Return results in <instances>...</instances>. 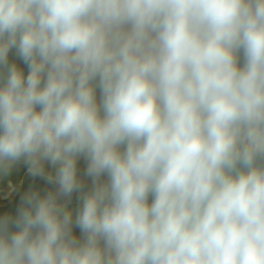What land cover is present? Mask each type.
Returning <instances> with one entry per match:
<instances>
[{
    "label": "clouds",
    "instance_id": "9594fccd",
    "mask_svg": "<svg viewBox=\"0 0 264 264\" xmlns=\"http://www.w3.org/2000/svg\"><path fill=\"white\" fill-rule=\"evenodd\" d=\"M21 162L55 190L0 216V264H264V0H0Z\"/></svg>",
    "mask_w": 264,
    "mask_h": 264
},
{
    "label": "crops",
    "instance_id": "0c3cea01",
    "mask_svg": "<svg viewBox=\"0 0 264 264\" xmlns=\"http://www.w3.org/2000/svg\"><path fill=\"white\" fill-rule=\"evenodd\" d=\"M9 62L16 63L24 71L25 75H27L29 69L27 65H25L23 61L19 58L15 49L10 50L9 52ZM241 64H242V57H241ZM97 99L99 100V90L97 91ZM80 158L87 166V161L83 157ZM27 172H28L27 166L22 162L18 163L16 166L13 167V169L8 175H0V186L5 187L7 191H11L13 188H20L23 177ZM85 179L87 181V186H88V189L86 191H88L91 188V179L86 176ZM103 179H106V177H104ZM73 233L78 238L81 235L79 228L75 226H73Z\"/></svg>",
    "mask_w": 264,
    "mask_h": 264
},
{
    "label": "water",
    "instance_id": "95a60500",
    "mask_svg": "<svg viewBox=\"0 0 264 264\" xmlns=\"http://www.w3.org/2000/svg\"><path fill=\"white\" fill-rule=\"evenodd\" d=\"M29 188L41 191V194H43L45 191L55 190L53 186L47 185L43 180L39 178L31 177L27 172L23 177L22 183L15 197L7 204L0 205V216L4 214L15 215L20 195L27 191ZM78 195L79 194L74 193L71 198V202L68 203V208L73 212V216L75 215L81 204V201L78 199Z\"/></svg>",
    "mask_w": 264,
    "mask_h": 264
},
{
    "label": "built area",
    "instance_id": "2783aa9c",
    "mask_svg": "<svg viewBox=\"0 0 264 264\" xmlns=\"http://www.w3.org/2000/svg\"><path fill=\"white\" fill-rule=\"evenodd\" d=\"M19 188H13L11 191H7L5 187L0 186V205L7 204L17 194Z\"/></svg>",
    "mask_w": 264,
    "mask_h": 264
},
{
    "label": "trees",
    "instance_id": "16d2710c",
    "mask_svg": "<svg viewBox=\"0 0 264 264\" xmlns=\"http://www.w3.org/2000/svg\"><path fill=\"white\" fill-rule=\"evenodd\" d=\"M85 169H86V164L83 162V160L81 158H79V160H78V175L81 177V179L84 183V191H86L88 189L87 181H86L85 175H84Z\"/></svg>",
    "mask_w": 264,
    "mask_h": 264
},
{
    "label": "rangeland",
    "instance_id": "374dc122",
    "mask_svg": "<svg viewBox=\"0 0 264 264\" xmlns=\"http://www.w3.org/2000/svg\"><path fill=\"white\" fill-rule=\"evenodd\" d=\"M86 192V191H85Z\"/></svg>",
    "mask_w": 264,
    "mask_h": 264
}]
</instances>
